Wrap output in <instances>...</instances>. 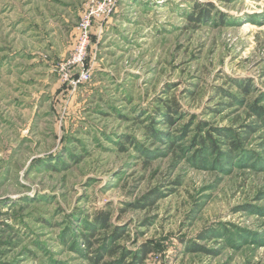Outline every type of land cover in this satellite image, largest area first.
<instances>
[{
    "label": "rangeland",
    "instance_id": "obj_1",
    "mask_svg": "<svg viewBox=\"0 0 264 264\" xmlns=\"http://www.w3.org/2000/svg\"><path fill=\"white\" fill-rule=\"evenodd\" d=\"M100 2L0 0V264H264V0H117L76 87Z\"/></svg>",
    "mask_w": 264,
    "mask_h": 264
},
{
    "label": "built area",
    "instance_id": "obj_2",
    "mask_svg": "<svg viewBox=\"0 0 264 264\" xmlns=\"http://www.w3.org/2000/svg\"><path fill=\"white\" fill-rule=\"evenodd\" d=\"M117 0H101L97 6L92 7L87 16L81 23L80 39L74 53L61 65L60 71L65 81L70 82L73 86L86 82L90 78V72L85 66V56L90 40V30L92 18L100 16L104 18L112 17ZM73 74H76L75 77Z\"/></svg>",
    "mask_w": 264,
    "mask_h": 264
},
{
    "label": "trees",
    "instance_id": "obj_3",
    "mask_svg": "<svg viewBox=\"0 0 264 264\" xmlns=\"http://www.w3.org/2000/svg\"><path fill=\"white\" fill-rule=\"evenodd\" d=\"M255 111H259V108H255ZM169 117V116H168ZM169 119V118H168ZM222 138H224V139H226L227 137H228V135H227V133H218ZM211 146H213V145H211ZM232 146L234 147V148H236L237 149V147L238 146H235L234 144H232ZM102 221H103V224H104V222L106 221V219L105 218H102L101 219Z\"/></svg>",
    "mask_w": 264,
    "mask_h": 264
}]
</instances>
